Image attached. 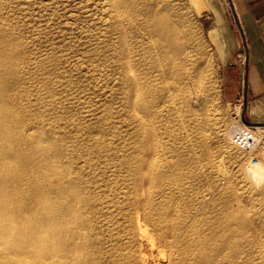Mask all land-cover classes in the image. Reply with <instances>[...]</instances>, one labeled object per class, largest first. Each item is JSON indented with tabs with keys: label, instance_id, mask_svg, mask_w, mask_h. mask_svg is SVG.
<instances>
[{
	"label": "bare ground",
	"instance_id": "6f19581e",
	"mask_svg": "<svg viewBox=\"0 0 264 264\" xmlns=\"http://www.w3.org/2000/svg\"><path fill=\"white\" fill-rule=\"evenodd\" d=\"M7 1L0 0L1 21ZM110 3L106 34L109 40L112 31L116 36L106 41L104 58L117 75V92L130 118L138 114L137 128L123 135L107 107L101 127L87 126L102 140L75 153L67 139L71 132L59 129L65 112L58 90L48 81L42 85L50 94L25 84L26 71L40 70L43 77L51 68L43 58L25 57L27 44L0 21V264H148L147 253L134 248L146 224L151 246L170 253L157 264H226L243 253L232 240L237 217L218 212L207 219L189 209L197 205L189 192L200 182L195 171L211 158L208 144L197 136L168 145L155 125L168 100L178 99L197 116L192 103L205 93L207 62H200L197 77L190 76L193 27L158 0ZM251 127L229 129L228 142L242 145L255 138ZM197 128L202 133L204 124ZM78 156L86 157L85 165L76 164ZM108 160L132 180L131 187L119 190L106 180ZM102 161L107 162L100 171ZM227 196L221 198L227 202L222 200V211L235 208ZM237 223L244 227L245 220Z\"/></svg>",
	"mask_w": 264,
	"mask_h": 264
},
{
	"label": "rangeland",
	"instance_id": "374dc122",
	"mask_svg": "<svg viewBox=\"0 0 264 264\" xmlns=\"http://www.w3.org/2000/svg\"><path fill=\"white\" fill-rule=\"evenodd\" d=\"M158 2L163 7L170 4L172 9L169 12L185 15L193 27L195 36L188 48L190 76L197 77L200 62H207L205 93L192 103V107L197 109V116L188 114L178 99L168 100L163 106L165 110L160 111L155 121L160 139L169 145L188 142L199 136L203 143L208 144L211 158L195 171L200 182H195V186H191L193 182L189 183V190L192 189L190 196L197 204L189 209L194 207L195 214L205 215L207 219L229 212L237 217L233 220L232 240L242 247L243 253L240 252L242 255L233 260L227 259L226 264H246L245 260H250V264H264V126H252L255 138L248 137L242 145L228 142L232 133L230 130L237 131L236 127L246 123L241 118L242 102L230 104L223 97V72L209 35L211 19L203 5L204 0ZM110 4V0H8L1 11L2 26L12 28L15 35L27 44L25 57L31 61L43 58L47 70L51 68L43 77L40 70L34 74L32 69L29 73L26 71L28 77L25 84L33 88H36L35 85L42 87L44 94H50L42 85L48 81L58 90L56 97L61 100L65 112L59 119L62 121L59 129L71 132L67 139L73 153L82 147L92 149L95 139L100 137L102 140V135L93 130V126H102L107 107H112L115 123L123 135L127 137L129 131L137 128L138 114L136 118H130L131 111L125 108L117 92V75L110 71L104 58L106 41H114L116 36L112 31V40H109L106 34L113 11ZM198 122L204 124L202 133L197 128ZM254 157L259 159L258 163H255ZM100 158L104 159L102 155ZM106 162L102 161L103 165H99L100 171ZM110 162L108 160L109 166L104 168L110 177L106 180L119 190L131 187L132 180L125 176L126 173L114 170L113 162ZM76 164L85 165L86 157H76ZM255 170L261 173L257 178L253 177ZM111 173H118L119 176ZM225 195H230L227 196L228 203L235 207L230 209L232 211H222L227 203L226 198L221 199ZM233 195H237L238 199H234ZM218 212L221 214H216ZM242 219L245 220L244 227L237 223ZM151 233V227L146 224L134 248L138 253H147L148 264L159 263V258L169 259L167 248L151 246Z\"/></svg>",
	"mask_w": 264,
	"mask_h": 264
},
{
	"label": "crops",
	"instance_id": "0c3cea01",
	"mask_svg": "<svg viewBox=\"0 0 264 264\" xmlns=\"http://www.w3.org/2000/svg\"><path fill=\"white\" fill-rule=\"evenodd\" d=\"M209 35L222 67V92L264 122V0H204Z\"/></svg>",
	"mask_w": 264,
	"mask_h": 264
},
{
	"label": "water",
	"instance_id": "95a60500",
	"mask_svg": "<svg viewBox=\"0 0 264 264\" xmlns=\"http://www.w3.org/2000/svg\"><path fill=\"white\" fill-rule=\"evenodd\" d=\"M241 118L248 125H251V126H264V122H262V121H252V120L247 119L245 117V110L244 109L241 112Z\"/></svg>",
	"mask_w": 264,
	"mask_h": 264
},
{
	"label": "built area",
	"instance_id": "2783aa9c",
	"mask_svg": "<svg viewBox=\"0 0 264 264\" xmlns=\"http://www.w3.org/2000/svg\"><path fill=\"white\" fill-rule=\"evenodd\" d=\"M263 149H264V143H263ZM263 155H264V150H263L262 156H263ZM253 159H254L255 163H258V162H259V159L256 158V157H254Z\"/></svg>",
	"mask_w": 264,
	"mask_h": 264
}]
</instances>
